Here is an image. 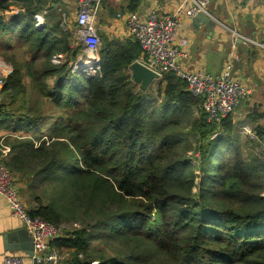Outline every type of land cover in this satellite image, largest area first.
Instances as JSON below:
<instances>
[{
	"label": "trees",
	"instance_id": "trees-1",
	"mask_svg": "<svg viewBox=\"0 0 264 264\" xmlns=\"http://www.w3.org/2000/svg\"><path fill=\"white\" fill-rule=\"evenodd\" d=\"M11 5L0 0V36H16L0 51L13 67L0 96L26 105L1 118L25 133L4 139V162L30 182V213L61 228L54 242L75 251L66 262L264 264V128L252 138L231 115L209 121L173 71L152 97L132 77L143 56L133 38H103L96 72L74 75L83 45L60 26L62 11L45 4L38 26L45 5L23 0L29 13L6 22ZM19 45L31 61L16 57Z\"/></svg>",
	"mask_w": 264,
	"mask_h": 264
},
{
	"label": "crops",
	"instance_id": "crops-1",
	"mask_svg": "<svg viewBox=\"0 0 264 264\" xmlns=\"http://www.w3.org/2000/svg\"><path fill=\"white\" fill-rule=\"evenodd\" d=\"M10 1L12 2L11 8L4 14L6 22L12 15L29 13L25 7H22L23 0ZM35 1H40L42 5L46 4L57 8L62 13H67L70 29L74 32L72 44L76 43L75 41H80L79 28L75 20L79 7L78 0ZM176 2L177 0H100L95 19L96 32L100 37L99 43L103 38L120 40L130 38L125 30L124 19L118 14L134 12L142 20H145L152 11H157L162 15L170 13ZM208 11L214 24L211 25L204 19L184 18L178 28L177 42L183 38L189 40L186 47L187 54L181 61L182 66L188 70L201 68L219 76L225 61L234 50L235 32L238 33L235 51L239 58L234 62V74L252 89V95L251 99L241 104L231 116L233 124L239 127L244 135L254 138L257 129L264 128V0H211ZM46 13H48V7L36 14L35 19L38 21V26L46 24ZM0 43L2 46L4 44V47L0 48V51L4 52L6 46L16 43V36L8 33L3 38L0 36ZM26 54L24 60L29 61L28 54ZM1 58L4 61L0 55V74L3 72V74L9 75L13 70V68L11 69L12 64L9 63L11 67H7ZM80 58L89 62L90 55L80 54L78 62ZM0 120L1 149L6 137L25 132L22 129H17L18 122L5 118ZM13 128L17 131H14ZM9 154L10 151L6 157ZM16 186L27 207L35 208L37 204L30 190V182L16 177ZM25 229L22 221L13 215L8 204L0 197V264H4V259L11 254L22 257L25 264H34L30 250V237ZM24 245L28 248L25 249ZM11 246L12 249H9ZM51 246L63 253L66 261L75 252L74 249L58 247L54 241Z\"/></svg>",
	"mask_w": 264,
	"mask_h": 264
},
{
	"label": "built area",
	"instance_id": "built-area-1",
	"mask_svg": "<svg viewBox=\"0 0 264 264\" xmlns=\"http://www.w3.org/2000/svg\"><path fill=\"white\" fill-rule=\"evenodd\" d=\"M211 0H177L174 9L165 15L152 11L142 20L134 12L118 14L123 17L126 33L137 40L143 50V56L137 61L154 71L160 81L163 75L173 71L184 79L193 95L203 98L202 108L211 122L221 121L232 115L241 104L250 100L252 89L234 74V62L238 60L235 51L236 37L228 59L222 72L215 76L201 68L193 70L182 66V59L187 54L186 47L189 40L183 38L177 42L176 35L184 18H198L204 14L212 19L208 11ZM100 0H78L76 24L79 39L85 40L87 53H91L93 67L87 73L94 74L99 67L98 35L95 19ZM60 26L64 30L70 29L68 14L63 12ZM93 51V53H92ZM96 52V53H95ZM77 63L74 70L85 63ZM86 72V71H83ZM8 75L0 74V90L6 83ZM2 112L0 110V119ZM10 148L4 146L0 155V197L8 204L13 215L19 218L29 233L33 244L32 261L34 264H71L61 255L60 251L51 246L52 241L62 234L61 228L54 223L40 217L33 216L16 186V177L4 162ZM82 256V255H81ZM4 264H25L20 256L11 254L4 259ZM91 264H99L92 261Z\"/></svg>",
	"mask_w": 264,
	"mask_h": 264
},
{
	"label": "rangeland",
	"instance_id": "rangeland-1",
	"mask_svg": "<svg viewBox=\"0 0 264 264\" xmlns=\"http://www.w3.org/2000/svg\"><path fill=\"white\" fill-rule=\"evenodd\" d=\"M208 17V16H207ZM211 19V18H210ZM98 39H99V41H100V37L98 36ZM81 40V43H82V45H83V50H82V52H81V54L82 55H86V54H89V55H91V53H87L86 52V50H87V44H85V40H83L82 38L80 39ZM102 42H103V40L99 43V45H98V50L101 48V46H102ZM25 46L24 45H19L18 46V50H13V51H16V57L21 61V62H23L24 61V59H25V55H24V52H25ZM7 53H9V52H7ZM11 53V52H10ZM92 53H93V51H92ZM96 53V52H95ZM1 54V53H0ZM27 55V54H26ZM31 54H28L27 55V57H28V59L31 61L32 59V55L30 56ZM3 58H4V56H2ZM1 60H2V58H1ZM3 61V60H2ZM53 61L55 62V63H60L61 62V58H59V57H57V56H55L54 58H53ZM77 62L78 61H76L75 63H74V66H76L77 65ZM3 63L8 67V66H10V64H9V62H7L6 60H5V58H4V61H3ZM11 67V66H10ZM13 67H11V69H12ZM10 69V70H11ZM10 70H7V71H10ZM12 72V71H11ZM10 72V73H11ZM82 73H85V72H82ZM81 72H77L75 75H78V76H80V74H82ZM86 73H87V71H86ZM9 74V73H8ZM238 78V77H237ZM137 85H139L140 87H141V85L140 84H137ZM146 90V92L148 93V94H150V95H152V97H156V96H159V91H160V85H159V81H157V80H155L154 81V83H152L150 86H149V88L148 89H145ZM38 92L39 91H36L35 90V88L31 85V82H30V86H29V95H28V97L29 98H31V97H33V96H38L39 97V95H38ZM141 92V91H140ZM44 96V95H43ZM22 97H19L18 99H16V100H11L9 97H7L6 95L4 96V95H1L0 96V110H1V112L3 111V112H22V111H24V110H20L21 108L23 109V105H26V103H24L23 102V100L21 99ZM251 99V98H250ZM249 101V100H248ZM49 106H45V108H43L44 109V111H47V112H50V113H53V112H55V110H53V109H51L50 107L48 108ZM27 112H28V110H27ZM62 111H60V113H61ZM193 113H194V115H198V111H197V109H194V111H193ZM1 121V120H0ZM188 130H191V127H189L188 126V128H187ZM207 144V143H206ZM264 150V149H263ZM193 153V151H191L190 152V154H192ZM263 158H264V156H262ZM262 158V159H263ZM199 163H200V165L202 164L201 163V160H199L198 161ZM194 165L196 164V162H194L193 163ZM194 171H195V173L197 174V175H199V173H200V170H199V168H195L194 169ZM263 194H264V190H263ZM75 226H77V225H72V224H64L63 226H62V228L63 229H65V230H67V231H71V230H73V228L75 227ZM93 243V245H99V242L97 241V240H95V241H93L92 242ZM102 246H103V244H101ZM104 249H106V247L104 248ZM61 255L63 256V258H64V254L63 253H61ZM65 259V258H64Z\"/></svg>",
	"mask_w": 264,
	"mask_h": 264
},
{
	"label": "water",
	"instance_id": "water-1",
	"mask_svg": "<svg viewBox=\"0 0 264 264\" xmlns=\"http://www.w3.org/2000/svg\"><path fill=\"white\" fill-rule=\"evenodd\" d=\"M203 19L205 22L210 23L211 25L214 24L213 21H211V19L209 17H207L204 14H200L198 16V20H203ZM40 26H43V25L41 24ZM79 60L80 61L78 63L82 64V59L80 58ZM130 70H131L134 82L136 84H140L141 88H143V89L149 88V86L158 78V75L154 71L147 68L145 65H143L142 63H140L138 61L134 62L131 65ZM25 232L29 235V233L26 229H25ZM11 236H9V237H11ZM10 239H12V237ZM30 241H31V238H30ZM24 246H25V249L28 248V246H26V245H24ZM9 249H12V246L9 247ZM30 250H31V255H33L32 241H31Z\"/></svg>",
	"mask_w": 264,
	"mask_h": 264
},
{
	"label": "bare ground",
	"instance_id": "bare-ground-1",
	"mask_svg": "<svg viewBox=\"0 0 264 264\" xmlns=\"http://www.w3.org/2000/svg\"><path fill=\"white\" fill-rule=\"evenodd\" d=\"M93 60L91 59V57H90V60H89V62H86L85 61V63L83 64V65H81V66H78L74 71H73V74L75 75L77 72H83V71H88L90 68H92L93 67ZM73 75V76H74Z\"/></svg>",
	"mask_w": 264,
	"mask_h": 264
}]
</instances>
